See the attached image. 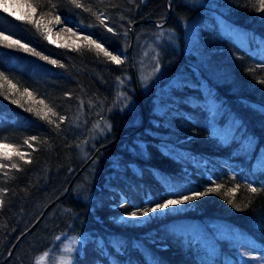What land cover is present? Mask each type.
<instances>
[{
    "label": "trees",
    "instance_id": "1",
    "mask_svg": "<svg viewBox=\"0 0 264 264\" xmlns=\"http://www.w3.org/2000/svg\"><path fill=\"white\" fill-rule=\"evenodd\" d=\"M19 1L34 16L0 7V33L28 47L0 41V142L25 154L0 156V261L16 241L2 264H54L70 236L72 264H264L258 0ZM57 16L122 63L50 42ZM48 108L57 115L42 119Z\"/></svg>",
    "mask_w": 264,
    "mask_h": 264
},
{
    "label": "snow or ice",
    "instance_id": "2",
    "mask_svg": "<svg viewBox=\"0 0 264 264\" xmlns=\"http://www.w3.org/2000/svg\"><path fill=\"white\" fill-rule=\"evenodd\" d=\"M72 3L75 4L77 7L81 6L79 4V0H72ZM258 4H259L258 10H264V0H258ZM0 7L3 8V11L10 12V6L7 3H4V4L0 5ZM29 7L31 8V12L28 13L27 16L26 15L16 16L15 12H10V14L15 16L17 19L24 21V20L28 19V16H34V14L36 12V8L35 7H33L31 5H29ZM55 21H56L57 24L61 23L60 17L57 16L55 18ZM101 23H103V20H101ZM36 24H37V27H39V21H36ZM48 31L50 32L51 29H48ZM69 31H71V29H69ZM108 31L111 32V31H113V29L112 28H108ZM46 38L50 39V37H47V36H46ZM85 40L87 41V44H85V45L76 44L75 47L77 49H80V48L88 47V45H95V48L98 49L99 52H102L105 56L109 57V59L112 62H114L117 65L122 63V60H121L120 56L113 55L111 52L106 50L103 47L102 44H100L96 40L92 39L91 36H86ZM0 41H7V42H9L10 45L18 46L20 48L28 50L27 45H24L19 40H15L11 36L5 35L3 33H0ZM50 42H54V41H50ZM64 46H68V45H64ZM35 54L39 55V53H35ZM44 59H47V57H44ZM50 62L52 64H57V61H55V60H52ZM7 79L8 78L6 76H4L3 73H0V80L7 81ZM8 83L10 84L12 89L16 88V85L13 84L11 81H8ZM24 91L29 96H31V93L28 91V89H25ZM13 103H16V101H13ZM41 103H43V102L41 101ZM28 111H31V109H28ZM49 113H51L53 116L57 115L51 108H48L47 111L43 114V116L41 118L42 119H48V114ZM37 114L39 115V113H37ZM64 119H65V117H63V116L59 117V120L61 122H63ZM48 122L49 123H55L54 121H52L50 119L48 120ZM56 127H59V124H57ZM95 127L99 128V124L95 125ZM107 127L110 130V125H107ZM31 139L35 140L36 138L32 137ZM25 143L27 144L28 141H25ZM13 155H18V156H20L21 159L25 158V154L24 153L16 151V149H14L11 145L0 144V156H2L4 158H7V159H11ZM26 162H30V161H26ZM4 167H7V165L0 164V168H4ZM11 167L12 168H17V165L16 164H12ZM214 190L215 189H211V188L208 189L209 192L214 191ZM249 190L251 192H253V193L258 191L256 188L250 187V186H249ZM204 194L205 193L195 192V193H193L190 196L189 195L183 196L182 199H167L163 203H157L154 208H148V209H144L142 211H133V212L129 213V216L133 217V218L138 217V216H147L150 212H155L157 210L167 209L170 206H176V205H179V204L184 203L186 201L194 200V199H196V198H198V197H200V196H202ZM229 202L231 203L232 201H229ZM2 205H3V200L0 199V207H2ZM67 251L71 252V251H73V249L70 248V249H67ZM62 261H63V264H72V259H71L70 256L62 257Z\"/></svg>",
    "mask_w": 264,
    "mask_h": 264
},
{
    "label": "rangeland",
    "instance_id": "3",
    "mask_svg": "<svg viewBox=\"0 0 264 264\" xmlns=\"http://www.w3.org/2000/svg\"><path fill=\"white\" fill-rule=\"evenodd\" d=\"M4 3H7L10 6V12H15L16 16H20V15L27 16V14L31 12V8L26 7V5L19 0H0V5ZM60 19H61V23L57 24L55 21L52 25H50L47 28V29H51L50 32L47 30V37H50L49 39L50 41H54L53 43L55 44H61V43L64 44L68 41L84 42L87 44L85 37L91 35L81 29L83 27L81 24H78L76 21L69 22L62 18ZM69 29H71V31H69ZM91 37L92 39L96 40V38H94L93 36ZM91 46L95 47V45H91ZM105 49L108 50L107 48ZM108 51L111 52L113 55H117L114 51L111 50ZM0 144H4V143L0 142ZM80 244H81V240L79 238L74 236L66 237L62 245V253L58 255V257H56L54 264H63L62 257L65 256L71 257L72 251L69 252L67 251V249L71 248L74 250L76 247L80 246ZM253 261L256 263L257 262L262 263L264 262V256L255 257Z\"/></svg>",
    "mask_w": 264,
    "mask_h": 264
},
{
    "label": "water",
    "instance_id": "4",
    "mask_svg": "<svg viewBox=\"0 0 264 264\" xmlns=\"http://www.w3.org/2000/svg\"><path fill=\"white\" fill-rule=\"evenodd\" d=\"M137 21H134L132 24H131V31H132V27H133V25L136 23ZM132 36V35H131ZM132 38V37H131ZM128 53H129V55H130V57H131V42H130V44H129V47H128ZM132 79H133V83H134V87H135V90H136V93H137V95H138V90H137V83H136V75H135V71H134V69L132 70ZM142 114H143V111H142ZM143 120H144V123L146 122V120H145V117H144V114H143ZM136 128H134L132 131H134ZM116 139V138H115ZM114 141V139L113 140H110V141H107L106 143H104V144H102V145H100L98 148H102V147H105V146H107L108 144H110V143H112ZM88 161V159L85 161V163ZM84 163V164H85ZM81 169V168H80ZM80 169H78V171L80 170ZM77 171V172H78ZM67 187H69V185L67 186ZM55 200H52L51 202H49L44 208H43V211L41 212V214L31 223V225L22 233V234H24L25 232H27V231H29V230H31L35 225H36V223L38 222V220L41 218V216L44 214V212L46 211V209L54 202ZM21 236V235H20ZM15 244H16V241L12 244V246L9 248V250H8V252L6 253V255H5V257L0 261V264H2L3 262H5L8 258H9V256H10V254H11V252H12V250H13V248H14V246H15Z\"/></svg>",
    "mask_w": 264,
    "mask_h": 264
},
{
    "label": "bare ground",
    "instance_id": "5",
    "mask_svg": "<svg viewBox=\"0 0 264 264\" xmlns=\"http://www.w3.org/2000/svg\"><path fill=\"white\" fill-rule=\"evenodd\" d=\"M117 139H114V141H116Z\"/></svg>",
    "mask_w": 264,
    "mask_h": 264
}]
</instances>
